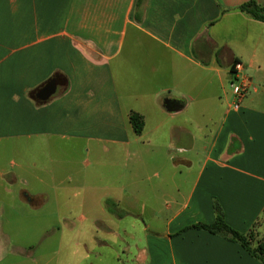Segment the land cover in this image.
Masks as SVG:
<instances>
[{
	"label": "crops",
	"instance_id": "obj_1",
	"mask_svg": "<svg viewBox=\"0 0 264 264\" xmlns=\"http://www.w3.org/2000/svg\"><path fill=\"white\" fill-rule=\"evenodd\" d=\"M250 1L0 0V264H263L188 230L219 206L264 243ZM237 62L256 90L235 111Z\"/></svg>",
	"mask_w": 264,
	"mask_h": 264
},
{
	"label": "trees",
	"instance_id": "obj_2",
	"mask_svg": "<svg viewBox=\"0 0 264 264\" xmlns=\"http://www.w3.org/2000/svg\"><path fill=\"white\" fill-rule=\"evenodd\" d=\"M238 10L250 18L264 23V6L256 1H250L238 8ZM130 123L134 132L140 135L144 129V119L137 113H131ZM216 220L212 225L198 224L190 227L188 230L205 231L214 235L226 238L228 241L239 244L248 254L264 264V243L255 240L254 231L243 235L233 230L225 221L222 210L219 206L215 208Z\"/></svg>",
	"mask_w": 264,
	"mask_h": 264
},
{
	"label": "built area",
	"instance_id": "obj_3",
	"mask_svg": "<svg viewBox=\"0 0 264 264\" xmlns=\"http://www.w3.org/2000/svg\"><path fill=\"white\" fill-rule=\"evenodd\" d=\"M234 78L229 83L230 90L232 92L231 108L235 111L241 108L242 100L251 91H255L251 80L244 74L243 64L237 62L233 67Z\"/></svg>",
	"mask_w": 264,
	"mask_h": 264
},
{
	"label": "water",
	"instance_id": "obj_4",
	"mask_svg": "<svg viewBox=\"0 0 264 264\" xmlns=\"http://www.w3.org/2000/svg\"><path fill=\"white\" fill-rule=\"evenodd\" d=\"M59 81L57 79H51L36 95L41 101H47L50 99L57 91L59 86Z\"/></svg>",
	"mask_w": 264,
	"mask_h": 264
},
{
	"label": "rangeland",
	"instance_id": "obj_5",
	"mask_svg": "<svg viewBox=\"0 0 264 264\" xmlns=\"http://www.w3.org/2000/svg\"><path fill=\"white\" fill-rule=\"evenodd\" d=\"M21 213V212H20ZM78 216V215H77ZM78 218V217H77ZM54 234H52V236H53Z\"/></svg>",
	"mask_w": 264,
	"mask_h": 264
}]
</instances>
